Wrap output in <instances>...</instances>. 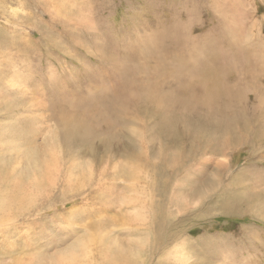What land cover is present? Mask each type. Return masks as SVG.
Wrapping results in <instances>:
<instances>
[{
	"label": "rangeland",
	"instance_id": "rangeland-1",
	"mask_svg": "<svg viewBox=\"0 0 264 264\" xmlns=\"http://www.w3.org/2000/svg\"><path fill=\"white\" fill-rule=\"evenodd\" d=\"M239 1L0 0V264H264V0ZM151 37L205 50L177 101L199 113L160 135L142 102L136 125L72 137L117 65L152 77Z\"/></svg>",
	"mask_w": 264,
	"mask_h": 264
},
{
	"label": "bare ground",
	"instance_id": "bare-ground-1",
	"mask_svg": "<svg viewBox=\"0 0 264 264\" xmlns=\"http://www.w3.org/2000/svg\"><path fill=\"white\" fill-rule=\"evenodd\" d=\"M226 8V7H225ZM228 9V8H227ZM229 10V9H228ZM231 10V9H230ZM230 14V13H229ZM228 14V15H229ZM80 16V15H79ZM86 21V20H85ZM188 21V20H187ZM77 23V22H76ZM89 23H92L91 21ZM188 24L186 23V26ZM164 29V28H163ZM94 36V35H93ZM99 36V35H98ZM155 36V35H154ZM199 38V37H198ZM209 40V39H208ZM102 41V40H101ZM101 41L99 42V44L101 43ZM103 42V41H102ZM148 45L149 48L148 49V54L149 56L153 59V66H152V71H154V73H152V77H144V83L140 84L138 86V83L136 81H133L134 79L132 77L137 75V72H139L140 70L137 69V67L134 66H130L132 67V69L128 66V69H125L126 64H119L117 65L115 68L116 69H120V71L117 74H112L110 78L103 79L104 81H109L110 83H112V87H111V93L108 92L107 90L104 89V85L99 83L100 85L96 88V90H98L99 92H102L103 94H105L107 96V98H102V96L97 100L95 99L92 100L90 103L88 101V104H81L80 103H74L75 109L77 111L81 110V113L78 117H74V118H70L69 119V123H68V128H72L73 130V136L74 138H76V136L78 135L77 132L82 131V136L81 138H79V141L85 143L86 141H88L91 137V135L88 134V132L92 129L96 130V132H100L98 131L100 129L101 124L103 125L104 130L106 129L107 132L110 130L111 132L114 130L111 129L112 126H114L113 124H115V122H119L121 119V123L124 124L126 127L131 125L134 126L136 125V110H138V108L142 109L141 107V103L142 102H146L149 106V108H153L156 110V114L152 113L151 115L153 116V119L156 118H161V124L162 127H160V129L156 128L159 130V132L161 133L160 135H163L164 133L168 132V131H173L174 129H165L166 126H168L169 122H172L176 117H179L178 115H186L185 112H193L195 114L199 113L198 110H189L187 109V102L186 101H181V102H177L179 101V99L183 98L181 97L182 95H188L187 94V83H191L194 79H190L193 75L194 78L196 80L197 76L200 75V70L202 69V66L200 65V61H194L192 62V55H194V51H196V48L194 47H190L189 49H186L185 52L183 53H168L165 50L163 51V49L161 50H153L151 48V45H157L155 43L156 39L154 40L153 38L150 39L148 41ZM155 42V43H154ZM196 43V41H194ZM198 42V41H197ZM194 43V44H195ZM98 44V45H99ZM193 44V43H192ZM203 44V42L201 43ZM191 45V44H190ZM189 45V46H190ZM197 45V43H196ZM97 46V44H96ZM194 46V45H193ZM92 48V46H90ZM100 47V45H99ZM212 47V46H211ZM100 49V48H99ZM92 50V49H91ZM95 50V49H94ZM101 50V49H100ZM151 50V51H150ZM153 50V51H152ZM158 50V51H157ZM211 50V49H210ZM97 51V50H96ZM163 51V52H162ZM188 51H190V53H192V55H188ZM212 53V52H211ZM163 54V55H162ZM100 55V54H99ZM105 55V54H103ZM102 55V56H103ZM182 55H186V59H190V61H188V63H182V59H180V57H182ZM197 55V54H196ZM108 57V56H107ZM125 57V56H124ZM102 59L104 57H101ZM100 58V59H101ZM123 58V57H122ZM98 59V58H97ZM101 59V60H102ZM127 59V58H126ZM125 60V59H124ZM129 61V59H127V62ZM151 61V60H150ZM115 63V62H112ZM117 64V62L115 63ZM143 68V67H142ZM144 69V68H143ZM164 69V70H163ZM139 70V71H138ZM205 70H209L205 69ZM99 71V70H98ZM115 71V70H114ZM207 72V71H206ZM211 71H209L210 73ZM202 73V72H201ZM208 73V72H207ZM208 73V74H209ZM111 74V73H110ZM109 74V75H110ZM143 74V73H141ZM140 74V75H141ZM161 74V75H160ZM211 74V73H210ZM90 75V74H89ZM160 75V76H159ZM204 74H202L203 76ZM207 75V74H206ZM108 76V74H107ZM201 76V77H202ZM209 76V75H208ZM103 77V75H102ZM106 77V76H104ZM97 78V77H96ZM123 79V82H120V80ZM132 78V79H131ZM188 81L186 83H182V80L187 79ZM204 80L209 81L210 83H208V85H212L216 91H219V93L211 91V90H207L206 94L207 96L210 97V95L213 94H224V95H228V97L230 96V94L233 96V91L231 89H229V87L227 86L228 84H226V82L220 81L219 79H214V77H206L203 76L202 77ZM91 79V78H90ZM95 79V77H94ZM200 79V78H199ZM198 79V80H199ZM98 79H96L95 81H97ZM194 80V81H195ZM103 81V82H104ZM61 82V81H60ZM100 82V80H99ZM243 82V81H242ZM252 82L255 83L256 81H254V79H252ZM63 83V82H62ZM61 83V85H62ZM115 83V84H114ZM230 83V82H229ZM91 84V83H90ZM191 85V84H189ZM78 86V85H77ZM231 86V85H229ZM236 86L233 85V89ZM55 88V87H54ZM53 88V89H54ZM185 90H182L184 89ZM193 88V87H192ZM60 89V88H58ZM194 89V88H193ZM182 90V91H180ZM76 91V90H75ZM191 91V90H189ZM200 91V90H199ZM205 91V90H204ZM236 92V90H234ZM57 92H59L57 90ZM60 93V92H59ZM97 93V94H98ZM107 93V94H106ZM182 93V94H180ZM178 94L175 99L174 96ZM203 94V93H202ZM202 96V95H201ZM185 97V96H184ZM189 97V95H188ZM258 97V96H257ZM259 102L262 103V100L264 99V95L263 94H259ZM90 98V97H89ZM88 98V99H89ZM90 100V99H89ZM98 101V103L96 102ZM206 102V100H205ZM209 102V101H208ZM207 103L206 106H204L205 109H207L209 103ZM70 103V102H69ZM100 103H103L104 106H99ZM229 104H231L229 102ZM140 105V106H139ZM180 105V106H178ZM232 105V104H231ZM189 107H192L191 103L189 104ZM227 107V106H226ZM231 107V106H229ZM148 108V109H149ZM193 108V107H192ZM152 109V110H153ZM194 109V108H193ZM209 110H211V108H208ZM230 109V108H229ZM151 110V109H150ZM245 110V109H244ZM139 111V110H138ZM143 111V110H142ZM148 113V110H146ZM207 111V110H206ZM226 111V110H224ZM243 111V110H242ZM56 112V111H55ZM154 112V111H153ZM227 112V111H226ZM225 112V113H226ZM74 112H72L73 114ZM139 113V112H138ZM142 113V112H141ZM224 113V114H225ZM230 113V112H228ZM192 114V113H191ZM231 114V113H230ZM57 115V113H56ZM67 116V114H65ZM132 115V118H131ZM175 115V117H174ZM219 115H221V112H219L216 117H218ZM59 116V115H58ZM70 116V115H69ZM191 116H194L193 114ZM190 116V117H191ZM242 116V115H241ZM61 117V115L59 116ZM185 117V116H184ZM195 117V116H194ZM197 117V116H196ZM228 117V116H226ZM236 117V116H235ZM115 118V119H114ZM220 118V117H219ZM56 119V118H55ZM63 119V118H62ZM61 119V120H62ZM111 119L115 120L111 122ZM186 119V118H184ZM193 119V118H192ZM235 119V118H234ZM58 120V119H57ZM117 120V121H116ZM130 120V121H129ZM188 120V119H187ZM242 120V119H241ZM245 120V119H244ZM60 121V120H59ZM63 121V120H62ZM68 121V120H67ZM128 121V122H125ZM111 122V123H110ZM63 123V122H62ZM156 123V122H155ZM218 123V122H217ZM57 126L60 123H56ZM118 124V123H117ZM157 124V123H156ZM160 124V123H159ZM64 125V124H63ZM120 125V124H119ZM158 125V124H157ZM221 125V124H220ZM56 126V128H57ZM123 126V125H122ZM161 126V125H159ZM119 127V126H117ZM61 128V127H60ZM63 129V128H62ZM124 129V128H122ZM68 131V130H66ZM71 131V132H72ZM88 131V132H87ZM115 131V130H114ZM123 131V130H122ZM80 133V132H79ZM104 133V132H103ZM123 133V132H121ZM173 133V132H172ZM70 134V132L68 133ZM66 134V135H68ZM107 137H108V133ZM113 134V132H112ZM115 137L112 135V137L114 139L119 138L118 137V130L117 132L114 133ZM93 135V134H92ZM99 135V134H98ZM154 135V134H153ZM153 135L151 136L152 139H156V137L154 138ZM159 135V134H158ZM121 136V135H119ZM127 136V135H126ZM124 136V138L126 137ZM157 136V135H155ZM79 137V136H78ZM94 137V136H93ZM122 137V136H121ZM158 137V136H157ZM172 137V136H171ZM99 138V136H98ZM127 138H131V137H126ZM97 140V139H95ZM121 140V139H120ZM103 142L102 138L99 141ZM107 142V141H106ZM109 142V141H108ZM161 142V141H160ZM93 143V142H92ZM108 143H106L107 145ZM136 145V144H135ZM103 148V145H101ZM113 146V145H112ZM132 146V145H131ZM133 148V147H132ZM97 149V148H96ZM101 150V149H100ZM133 150V149H132ZM105 151V150H103ZM116 151V150H115ZM131 151V148H130ZM133 152V151H131ZM135 152V151H134ZM90 153V152H89ZM105 153V152H104ZM130 153V152H128ZM133 154V153H132ZM137 155H135V157L133 156L131 161H135ZM174 161V160H173ZM178 162V161H176ZM172 163V162H171ZM175 163V161L173 162ZM222 163V162H221ZM176 164V163H175ZM178 164V163H177ZM217 165V164H216ZM173 166V165H172ZM151 167V166H150ZM181 174V173H180ZM237 176V175H236ZM4 181V180H3ZM184 185V184H183ZM2 213V212H1ZM145 226V225H144ZM147 226V225H146ZM147 230H148V226H147ZM145 233V232H144ZM149 233V232H148ZM150 234V233H149ZM133 235V234H132ZM147 235V234H146ZM148 247V246H147ZM152 247V246H151ZM152 250V249H151ZM176 255V254H175ZM180 255V254H179Z\"/></svg>",
	"mask_w": 264,
	"mask_h": 264
},
{
	"label": "crops",
	"instance_id": "crops-1",
	"mask_svg": "<svg viewBox=\"0 0 264 264\" xmlns=\"http://www.w3.org/2000/svg\"><path fill=\"white\" fill-rule=\"evenodd\" d=\"M239 4H241V6H242L243 0L239 1ZM151 39H152V37H151ZM147 51H148V49H147ZM203 51H205V50H202L201 48H196V51H194V55H192V53H190V51H188V55H192V62L200 61V59L204 55ZM180 59H182V63H188V61H190V59H186V55H182V57H180ZM251 77H252V79H254V81H258L259 76L257 74L254 76H251Z\"/></svg>",
	"mask_w": 264,
	"mask_h": 264
}]
</instances>
